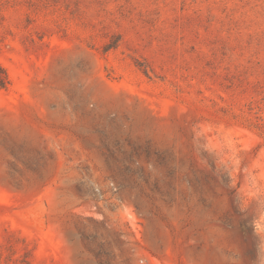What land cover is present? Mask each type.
<instances>
[{"label":"rangeland","instance_id":"obj_1","mask_svg":"<svg viewBox=\"0 0 264 264\" xmlns=\"http://www.w3.org/2000/svg\"><path fill=\"white\" fill-rule=\"evenodd\" d=\"M0 264H264V0H0Z\"/></svg>","mask_w":264,"mask_h":264},{"label":"trees","instance_id":"obj_2","mask_svg":"<svg viewBox=\"0 0 264 264\" xmlns=\"http://www.w3.org/2000/svg\"><path fill=\"white\" fill-rule=\"evenodd\" d=\"M8 83H9V78L6 73V70L2 65H0V89L6 87Z\"/></svg>","mask_w":264,"mask_h":264}]
</instances>
